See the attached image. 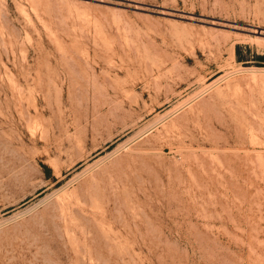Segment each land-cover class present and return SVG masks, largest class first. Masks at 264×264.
Segmentation results:
<instances>
[{"label":"rangeland","instance_id":"rangeland-1","mask_svg":"<svg viewBox=\"0 0 264 264\" xmlns=\"http://www.w3.org/2000/svg\"><path fill=\"white\" fill-rule=\"evenodd\" d=\"M0 264H264V0H0Z\"/></svg>","mask_w":264,"mask_h":264}]
</instances>
